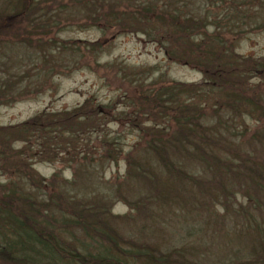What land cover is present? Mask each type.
I'll use <instances>...</instances> for the list:
<instances>
[{
  "label": "rangeland",
  "instance_id": "rangeland-1",
  "mask_svg": "<svg viewBox=\"0 0 264 264\" xmlns=\"http://www.w3.org/2000/svg\"><path fill=\"white\" fill-rule=\"evenodd\" d=\"M186 2L182 9L160 0H0V22L16 23L9 26L12 37H0V128L26 124L25 134L0 138V206L19 214L24 205L29 218L51 215L61 222L73 216L85 190V199L107 202L90 200L85 207L105 210L113 226L127 220L117 223L122 238L140 249L142 215L138 205H127L140 183L125 185L132 166L137 174L140 155L148 149L154 158L159 139L172 143L183 126L201 128L198 136L211 118L253 126L257 119L242 115L248 107L235 94L264 93V0ZM177 7L186 10L192 27L173 28L168 36L158 23L173 18ZM174 96L193 111L203 106L202 115L178 117L177 109L159 106L164 98L175 107L169 105ZM177 119L191 123L178 125ZM213 122L209 126L222 129V121ZM242 132L246 139L251 135ZM174 154L188 163L185 152ZM157 186L162 196L172 192ZM186 189L179 199L194 201ZM18 192L28 200L17 205L12 198ZM69 229L59 238L64 247L88 242L81 230ZM235 248L234 256L247 255Z\"/></svg>",
  "mask_w": 264,
  "mask_h": 264
},
{
  "label": "trees",
  "instance_id": "trees-1",
  "mask_svg": "<svg viewBox=\"0 0 264 264\" xmlns=\"http://www.w3.org/2000/svg\"><path fill=\"white\" fill-rule=\"evenodd\" d=\"M160 1H176L182 4V9L189 4L188 0ZM175 11L177 13L173 18L166 17L158 23L161 31L164 30L168 36L173 28L183 31L192 27L185 15L186 10L178 8ZM11 20L0 22L1 41L15 34L9 26H16V23L12 24ZM168 45L170 56L176 58L173 47ZM211 57L214 59V56ZM232 76L237 78L235 74ZM235 95L241 100L239 104L248 107L242 115L257 119L252 127H248L246 122L236 127L229 118L221 120L217 117L214 122L211 118L210 124L222 121V129L209 124L195 136L194 132L201 128L183 126L178 136L172 137V143L159 139L161 151L156 152L154 158L149 155L148 149L140 155L137 174L132 175L134 166L130 168L125 185L127 182L134 187V181L140 183L139 191L137 187L131 189V201L127 204L138 205L142 215L138 233L140 249L128 247L122 238L125 236L117 223L124 221V225L127 220L118 221L113 226L114 218L105 210L85 207L90 200L106 205L107 202L100 196L85 199L84 190L81 195L84 201L74 202L80 206L74 209L73 216L60 222L51 215L41 220L27 217L24 205L16 202H26L28 198H21V192H18L15 194L18 198L14 196L12 199L21 213L15 214L6 206H0V264H264V93L257 92L251 98ZM157 98L161 97L158 95ZM175 99L169 103L175 107L166 106L164 98L159 106L171 113L177 109L178 117L202 115L203 106L195 107L196 112ZM237 112L242 113L239 108ZM178 120H175L178 125L191 123L190 119ZM230 126L235 127L232 132L228 131ZM25 128L26 124L0 128V138L8 134H25ZM241 129L251 133L248 139ZM183 135L195 139L184 138ZM156 136L153 134V140L148 141L149 148L153 149ZM174 152H185L188 163H184ZM157 185L168 191L172 189L171 195L162 196V190ZM186 187L191 189L192 202L179 199L182 191L189 194ZM9 192L14 193V190ZM26 204L31 211V200ZM164 216H171L172 220L168 221ZM179 221L181 223H176ZM71 227L81 230V236L85 235L88 242L64 247L59 238L65 239L70 235ZM225 230L230 234L224 237ZM215 237L221 243L215 242ZM147 242L153 243V246L150 247ZM237 245L247 253L246 256L239 253L234 256Z\"/></svg>",
  "mask_w": 264,
  "mask_h": 264
}]
</instances>
